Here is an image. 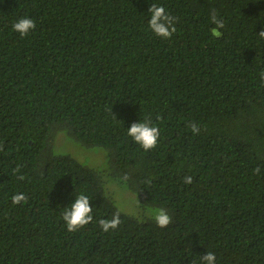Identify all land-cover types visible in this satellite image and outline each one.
<instances>
[{"label": "trees", "instance_id": "1", "mask_svg": "<svg viewBox=\"0 0 264 264\" xmlns=\"http://www.w3.org/2000/svg\"><path fill=\"white\" fill-rule=\"evenodd\" d=\"M262 33L264 0H0V264H264ZM134 122L158 127L155 147ZM60 132L105 149L107 175L170 223L122 211L99 171L55 153ZM80 194L93 219L69 231Z\"/></svg>", "mask_w": 264, "mask_h": 264}, {"label": "clouds", "instance_id": "2", "mask_svg": "<svg viewBox=\"0 0 264 264\" xmlns=\"http://www.w3.org/2000/svg\"><path fill=\"white\" fill-rule=\"evenodd\" d=\"M149 19L148 25L151 31L161 37H170L174 29L173 17H171L167 10L161 5H151L148 10ZM213 22L222 27V23L216 19L215 15L212 17ZM35 27V21L29 16H23L15 20L12 25L14 31L18 32L21 36L27 35ZM218 27L212 29L213 35H219ZM264 35V33H262ZM192 131L198 132L199 129L195 124L192 125ZM127 134L138 143L145 150H149L156 146L160 132L158 127L152 125L150 122H134L127 128ZM187 182H191V177L186 178ZM16 200L21 197H15ZM92 205L89 198L80 194L75 196L70 207L64 212L63 219L69 231H74L77 228L92 221ZM170 216L168 213L160 209L155 215L157 224L161 227L167 226L170 223ZM119 215H114L111 219H101L99 221L102 229L107 232L110 229L117 227L119 224ZM202 260L204 264H216V257L214 253L207 252L203 255Z\"/></svg>", "mask_w": 264, "mask_h": 264}, {"label": "rangeland", "instance_id": "3", "mask_svg": "<svg viewBox=\"0 0 264 264\" xmlns=\"http://www.w3.org/2000/svg\"><path fill=\"white\" fill-rule=\"evenodd\" d=\"M55 153L58 155H71L81 163L99 171L105 181L108 192L114 197L118 207L130 215L140 219L155 218L160 209L142 208L138 197L127 186L111 178L105 170H108V152L99 147L86 148L67 136L65 132H60L55 140ZM147 212H143V210ZM153 214L152 216H142ZM141 215V216H139Z\"/></svg>", "mask_w": 264, "mask_h": 264}]
</instances>
